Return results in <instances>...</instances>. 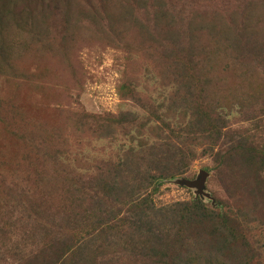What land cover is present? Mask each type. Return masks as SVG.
Instances as JSON below:
<instances>
[{
	"label": "rangeland",
	"instance_id": "obj_1",
	"mask_svg": "<svg viewBox=\"0 0 264 264\" xmlns=\"http://www.w3.org/2000/svg\"><path fill=\"white\" fill-rule=\"evenodd\" d=\"M181 56L185 68L172 61ZM207 119L216 141L202 138ZM168 125L185 156L161 159L174 175L154 190L158 206L199 198L222 210L233 190L228 150L244 139L260 155L262 182L244 170L243 200L230 203L246 245L225 264L246 254L264 264V0H0V264H32L59 241L93 251L94 264H138L121 237L127 207L92 196H103L99 174L120 169L114 179L133 185L141 160L126 153ZM201 171L206 195L183 182ZM105 209L113 228L101 233ZM207 233L184 234L181 264L209 257Z\"/></svg>",
	"mask_w": 264,
	"mask_h": 264
},
{
	"label": "trees",
	"instance_id": "obj_2",
	"mask_svg": "<svg viewBox=\"0 0 264 264\" xmlns=\"http://www.w3.org/2000/svg\"><path fill=\"white\" fill-rule=\"evenodd\" d=\"M181 53L182 50H180ZM172 61L175 66L181 65L184 68L187 67L184 56L178 59L173 58ZM181 93L185 100L191 99L194 96L190 90H182ZM197 108L199 109L198 114L206 115V112L204 114L203 111H200L199 105ZM165 123L162 120V124L164 125ZM204 125H208L212 133L202 136V138L206 141L207 139H211L215 133L216 137L213 141L218 140L220 128L212 122H208V119ZM142 128V124L138 126L139 131ZM156 129L159 130L161 127H157ZM166 129L168 132L166 131L163 138L156 137L155 140L149 142L144 139L138 140L132 144L126 153L128 158L132 156L134 159L137 157L141 160L140 165L136 164L134 169L128 172L133 174L134 178L132 180L135 181L133 185L127 184L128 181L114 179V173L117 174L120 169L106 176L99 174L97 187L102 191L103 196L98 197L94 195L92 197H96L103 205L118 202L122 206L127 207L126 211L129 212V216L122 223L127 220L128 230H130L121 233V237H124L122 241L126 246L124 248L128 250L130 255L135 257V260H138V264H181L180 260L178 261L182 255L181 250H189L186 248L187 243L184 242V234L188 230L191 231L193 227H206L208 230L206 240L211 244L208 258L201 255L200 258H194L193 261L202 262L203 264H225V260L230 261V263L234 262V258L241 254L239 250L246 244L241 238V229L236 228L237 219H233L230 214V210H232L230 203L241 202L243 200L236 191L244 170L247 169L250 172L255 168L254 177L262 182L260 176L261 168H257V163L261 162L260 155L255 153V149L247 148L248 142L244 139L238 141L233 150H228L230 153L227 160L221 165H228V160L233 161V164L229 167L227 166L228 168L226 169L233 175L231 181L233 190L227 192L225 188V200L217 201L221 205L222 210L218 211L208 206L199 198L192 201L175 202L165 207L158 206L152 198L154 190L158 189V183L161 179L174 175V172L170 171V169L160 168L162 166L161 159L169 155L172 157L185 156L182 151H176L179 148L177 144L180 143L172 135V132L177 131L176 127L168 125ZM207 130L206 128L205 133ZM239 142L243 143L238 146ZM162 146H166L168 152L159 153ZM219 153L221 152L213 151L210 155L219 156ZM195 156L193 155L192 158ZM235 172L239 174L237 177L234 176ZM123 173L126 172L123 170ZM179 173H181V170L176 172V174ZM243 181V186L248 188L250 179L247 177ZM103 213H99L97 216V221L100 227H102L101 233L107 230V228H113L112 226H108L107 223L108 219L113 217L112 210L105 209ZM95 236L93 235V231L88 233V243L94 240ZM59 242L53 243L49 246V249L45 250L50 253H40L33 256L30 259L32 260V264H37L38 261H41L40 264L43 262L45 264H94L97 256L93 254V251L88 252V248L77 250L74 248L73 250L71 248L72 243H66L64 247H59L57 245ZM245 257L238 261L243 262L242 264H248L249 259ZM27 264H31L29 260Z\"/></svg>",
	"mask_w": 264,
	"mask_h": 264
},
{
	"label": "water",
	"instance_id": "obj_3",
	"mask_svg": "<svg viewBox=\"0 0 264 264\" xmlns=\"http://www.w3.org/2000/svg\"><path fill=\"white\" fill-rule=\"evenodd\" d=\"M207 172L206 171H201L200 176L198 179L195 180H183V182L192 188L196 189L197 194L200 195H206L204 192V184H205V178H206Z\"/></svg>",
	"mask_w": 264,
	"mask_h": 264
}]
</instances>
